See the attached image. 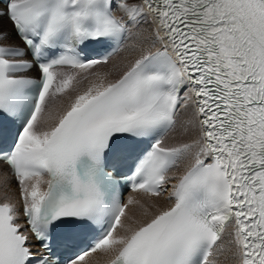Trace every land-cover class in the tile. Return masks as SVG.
<instances>
[{"label": "snow or ice", "instance_id": "6c2138e0", "mask_svg": "<svg viewBox=\"0 0 264 264\" xmlns=\"http://www.w3.org/2000/svg\"><path fill=\"white\" fill-rule=\"evenodd\" d=\"M0 162V264H264V0H0Z\"/></svg>", "mask_w": 264, "mask_h": 264}, {"label": "bare ground", "instance_id": "6f19581e", "mask_svg": "<svg viewBox=\"0 0 264 264\" xmlns=\"http://www.w3.org/2000/svg\"><path fill=\"white\" fill-rule=\"evenodd\" d=\"M4 23H5L6 26H9L10 27V25H8L7 22H4ZM9 188H10L9 184L7 185V188H5V186H4L2 189H0V194H4L5 191H7L8 193L12 192L13 189H12V191H10ZM137 198H142V196L141 195H138ZM101 259H105V257H103V256H97V257L94 258V261H99Z\"/></svg>", "mask_w": 264, "mask_h": 264}, {"label": "rangeland", "instance_id": "374dc122", "mask_svg": "<svg viewBox=\"0 0 264 264\" xmlns=\"http://www.w3.org/2000/svg\"><path fill=\"white\" fill-rule=\"evenodd\" d=\"M9 186H10V185H9ZM12 189H13L12 186H10L9 190L12 191ZM1 195H3V194H0V196H1Z\"/></svg>", "mask_w": 264, "mask_h": 264}]
</instances>
